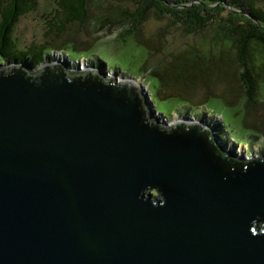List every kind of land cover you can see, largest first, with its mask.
<instances>
[{"label":"water","instance_id":"1","mask_svg":"<svg viewBox=\"0 0 264 264\" xmlns=\"http://www.w3.org/2000/svg\"><path fill=\"white\" fill-rule=\"evenodd\" d=\"M0 66V264H264L263 154L134 80Z\"/></svg>","mask_w":264,"mask_h":264},{"label":"trees","instance_id":"2","mask_svg":"<svg viewBox=\"0 0 264 264\" xmlns=\"http://www.w3.org/2000/svg\"><path fill=\"white\" fill-rule=\"evenodd\" d=\"M132 1L133 5L131 4ZM54 3L51 11L46 14L44 28L46 29L47 36L45 39L40 43L34 42L25 48H20L16 36L17 26L21 23L24 16L39 10L41 0H0V65L25 69L30 77H33L37 73V71L34 72V69H38L47 59H55L52 57L54 56V51L67 52L70 59L78 61L83 57H88L83 52L89 49L91 51L97 45L93 48L85 47L78 49L76 40H66L64 44L58 43L64 42L63 37L69 33L72 26L78 22L86 23L89 21L91 15L89 6L92 5V1L55 0ZM123 3L119 10L114 9L120 12V16L117 17L119 19L115 20L112 17H107L104 23H98L97 27L89 30L88 33L96 32V30H108L109 33H112L113 28L123 26V28L121 27L122 29L120 28L121 30L117 38H120L124 43L131 39L132 43L136 41L137 44L145 45L148 50L144 54L147 57H149L148 54L151 52V46H147L146 43L138 38V29L146 23L147 17L152 13L162 12L169 14V16L173 17V22H176L174 24L184 27V31L188 34L198 35L203 29L213 27L218 31V36H222L220 38L216 36L218 40L212 43L210 41L202 42L200 44L203 48L201 53L198 50L192 56L191 54L185 55L181 52L173 68L164 66L158 68V72H149L142 67V70L148 73H146L147 78L150 73L157 74L163 85L162 88L158 89L152 80H147L153 101L155 99V92L161 97L166 98L174 94L173 88H180L179 90L186 93L185 95L181 94V97L191 99V95H193L196 89H209L204 84L206 85L207 78L210 75L212 76L213 72H217L219 78L223 75L221 83H226L227 81L226 84L229 87V89L221 92L223 96L228 94L232 104L240 101L231 88L233 80L240 76L246 88L244 95L246 103H244V108L247 111L251 110L248 107L255 108L259 102L257 82L261 71L257 69L259 64L255 61L257 56L254 53V47L256 44L264 45V7L261 6L260 0H124ZM128 6L131 8H128ZM234 21L238 22L234 24ZM227 25H229L230 32L224 30L222 27ZM78 33L80 31H77ZM57 45L60 46L57 47ZM224 46H230V49L232 47L235 50L234 53L236 54L238 63L242 66L239 74H237L238 67L233 68L230 73H226L224 70L225 62L222 56L213 57L216 54L213 51H224L222 50ZM98 64L102 70H104L105 64L111 67L110 61L101 57ZM24 65L27 68L23 67ZM193 71H196V73ZM69 74L76 73L70 71ZM193 74L196 75V78H194ZM103 77L105 76L103 75ZM201 80L203 81L202 84H200ZM191 83H194L196 87L194 85L190 87ZM209 90L207 95L214 94L211 92L213 89ZM189 103L190 105L193 104V100L191 99ZM220 122L227 129V125L223 120ZM230 136H232L234 142L238 144L249 142L250 146L256 144V141L260 139V134L254 135L255 142L253 140L250 142V139L246 137L239 139L234 135ZM219 137L221 135L215 136V138L220 140ZM222 144L225 145L223 142ZM253 153L250 150L247 154L251 155ZM153 192L155 195L159 193L157 189L153 190Z\"/></svg>","mask_w":264,"mask_h":264},{"label":"rangeland","instance_id":"3","mask_svg":"<svg viewBox=\"0 0 264 264\" xmlns=\"http://www.w3.org/2000/svg\"><path fill=\"white\" fill-rule=\"evenodd\" d=\"M54 1L55 0H41V6L37 12H31L22 18L16 30L20 48H25L34 42L40 43L45 39L47 36L46 29L44 28L46 24V14L51 11L55 4ZM91 1L92 5L89 4L91 13L89 21L86 23L78 22L72 26L69 33L63 37L64 42L58 44H64L66 40H76L78 49L97 46L91 49V51L89 49L83 52L88 57H83L79 59V61L70 59L67 52L54 51V56L52 57L55 59H47L38 69H34V72L42 69V67L44 68L49 64L55 63L56 60L63 62L68 70L80 71L89 68L99 71L101 68L98 63L101 57L102 59L109 60L111 67L115 68L113 70V68L105 64L104 70L101 69V71L103 73L102 75L106 78L115 77L117 81L134 80L135 84L143 87L142 90L148 97L146 100L149 104V114L151 117L161 122L169 121L173 123L175 119L178 120L181 118L182 120H187V118L192 117L194 120L203 121L207 126L211 127L214 134H216L215 136L221 135L222 138L219 137V141L221 144L222 142L225 144L222 145L226 147L227 150L237 149L236 151L239 154L249 153V151L252 150L256 154L260 155L261 153L264 155V45L256 44L254 47V53L257 56L255 61L259 64L257 69L261 71V73L258 72L260 78L257 82L259 102L256 104L255 108H249L247 106L248 109H251L249 111L244 108V103H246L244 97L246 88L240 76L233 80L231 87L233 93H235L240 101L232 104L228 94L223 96L221 92L225 89H229V87L226 84V80V83H221L223 75L219 78L217 72H213V75L207 78V86L204 84L205 87L213 89L211 92L214 94L207 95L210 91L209 89H196L193 95H191V99L193 100V104L191 105L189 103L191 99L181 97V94L185 95L186 93L179 90L180 88H173L174 94L166 98L161 97L155 92V99L153 101L147 80H152L154 85H157L158 89L162 88L163 85L157 77V74L150 73L147 78L146 76L148 73L143 71L142 67L149 72H158V68L164 66L173 68L181 52L185 55L191 54L192 56L194 55L193 53H196L198 50H200L201 53L203 48L200 44L202 42L210 41V43H212L217 41L218 38L216 36H218V31L213 27H207L198 33V35L188 34L184 31V27L179 24H174L176 22H173V17L169 16V14L162 12L152 13L147 17L146 23L138 29V38L146 43L147 46H151V52L148 54L149 57H147L144 54V52L148 50L145 45L137 44L136 41L132 43L133 41H130L131 39L124 43L120 38H117L123 26H118V28L115 29L113 28L112 33H109L108 30H96V32L93 31L92 33H88L89 30H93L97 27L98 23H104L107 17H112L115 20L119 19L117 17L120 16V12L115 10H119L124 0ZM131 4L133 5V1ZM260 4L264 7V0H260ZM128 8L131 7L128 6ZM237 22L234 21V24ZM222 27L224 30L230 32L228 28L229 25ZM77 31H80V33L77 34ZM218 37L220 38L222 36ZM101 40H103V42H101ZM58 46L60 45H57V47ZM222 50L224 51H213V53H216L213 57L222 56L225 62L224 70L226 73H230L233 68L238 67L237 74H239L242 66L238 63L236 54L234 53L235 50L232 47L230 49V46H224ZM73 56L75 55L73 54ZM1 67L2 66H0V68ZM193 72L196 73V71ZM193 76L196 78V75L193 74ZM202 82L201 80L200 84H202ZM191 85L195 86L194 83H191L190 87H192ZM193 105L195 106L193 107ZM221 120L227 125L229 132L226 127H223V124L220 122ZM167 126L169 127L168 123ZM256 134H260V139L252 146L248 144L249 142L246 144H238L234 142L232 136H230L234 135L239 139L246 137L250 139V142H252V140L255 142L254 135Z\"/></svg>","mask_w":264,"mask_h":264}]
</instances>
